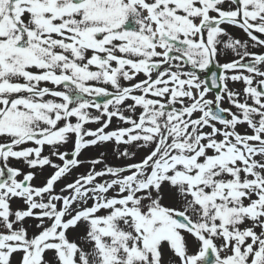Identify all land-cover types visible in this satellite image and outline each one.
<instances>
[{
    "label": "snow or ice",
    "instance_id": "6c2138e0",
    "mask_svg": "<svg viewBox=\"0 0 264 264\" xmlns=\"http://www.w3.org/2000/svg\"><path fill=\"white\" fill-rule=\"evenodd\" d=\"M256 48L264 0H0V264H264Z\"/></svg>",
    "mask_w": 264,
    "mask_h": 264
},
{
    "label": "rangeland",
    "instance_id": "374dc122",
    "mask_svg": "<svg viewBox=\"0 0 264 264\" xmlns=\"http://www.w3.org/2000/svg\"><path fill=\"white\" fill-rule=\"evenodd\" d=\"M232 57L233 56H232L231 53H229L227 56H221L219 58V62L220 63L228 62ZM229 87H231L233 89H236V90H239V89L243 88V84H241V83L233 84V83L229 82ZM224 106L228 107L227 103H225ZM90 126L91 127H95V125H90ZM68 147L71 148L72 145H69ZM112 147L113 146L111 144H109V145H106V146H102L100 148H90V149L87 150L85 155L90 156V157H96V156H98L100 154L101 151H105L107 153L108 161L109 162H114V156L112 154ZM97 167L100 168V167H103V166L102 165H98ZM86 170H87V165L84 168L80 169L79 171L84 172ZM72 178H74V177H70L69 179L71 180ZM35 183L39 184L40 181H35ZM29 223L34 224L35 221H29Z\"/></svg>",
    "mask_w": 264,
    "mask_h": 264
},
{
    "label": "flooded vegetation",
    "instance_id": "af4514ba",
    "mask_svg": "<svg viewBox=\"0 0 264 264\" xmlns=\"http://www.w3.org/2000/svg\"><path fill=\"white\" fill-rule=\"evenodd\" d=\"M237 35L239 36V35H242V33H239V32H237ZM252 51H264V49H260V48H256V49H252ZM234 57H232L231 59H233Z\"/></svg>",
    "mask_w": 264,
    "mask_h": 264
},
{
    "label": "water",
    "instance_id": "95a60500",
    "mask_svg": "<svg viewBox=\"0 0 264 264\" xmlns=\"http://www.w3.org/2000/svg\"><path fill=\"white\" fill-rule=\"evenodd\" d=\"M212 70H213V71H215L216 69H215V68H213Z\"/></svg>",
    "mask_w": 264,
    "mask_h": 264
}]
</instances>
